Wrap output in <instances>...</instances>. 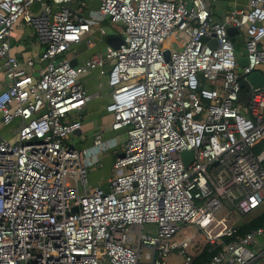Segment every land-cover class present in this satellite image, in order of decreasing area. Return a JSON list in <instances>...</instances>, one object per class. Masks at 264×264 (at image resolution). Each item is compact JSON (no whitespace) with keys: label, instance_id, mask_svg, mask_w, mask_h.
Instances as JSON below:
<instances>
[{"label":"built area","instance_id":"built-area-1","mask_svg":"<svg viewBox=\"0 0 264 264\" xmlns=\"http://www.w3.org/2000/svg\"><path fill=\"white\" fill-rule=\"evenodd\" d=\"M219 1L101 0L85 15L74 0H0V117L15 135H0V264H167L174 250L187 264L202 250L184 230L190 224L219 247L204 264H260L264 225L235 235L228 211L217 214L264 203V150L253 152L264 137V85L238 102L240 80L264 65V0L218 17ZM106 18L121 26L120 45L105 42L72 64L65 53L95 26L104 36ZM20 21L42 46L23 61L11 51ZM104 68L105 111L125 141L107 187H90V167L117 138L97 133L83 148L66 139L82 124L72 114L99 95L79 76ZM183 150L193 152L187 166Z\"/></svg>","mask_w":264,"mask_h":264},{"label":"crops","instance_id":"crops-1","mask_svg":"<svg viewBox=\"0 0 264 264\" xmlns=\"http://www.w3.org/2000/svg\"><path fill=\"white\" fill-rule=\"evenodd\" d=\"M100 1L101 0H74V4L79 5L83 2V6H82L83 13L85 15H88L92 11L98 9ZM223 1H226L225 9L223 10L224 12L228 8H230L231 5L243 4L246 3L247 0H235V1L220 0L219 2L223 4ZM215 14L217 15L216 12ZM107 22L109 23L108 25L111 24L107 19H103L102 21V25L104 26L105 30L107 26L105 23ZM117 31L119 30L112 27V30L110 32L106 30V34L103 36L100 34L97 27L95 26L92 28L91 33L85 36L82 39V41L72 44L70 49L65 54L68 57V59H70L71 63L74 64L81 63L85 59L90 57L93 53L103 50L104 43L106 42V36L108 34H117ZM95 40L97 41L96 45H92L91 42ZM234 43L240 55L241 56L245 55V50L242 46V41L238 40L236 37ZM41 49L42 46L38 43L37 37L33 31L32 26L25 24L22 21L16 24L15 28L12 30L11 33L12 53L16 54L17 57L23 61L24 58L28 55L37 56L40 53ZM42 65H43L42 62H36L32 69V73L34 75H37ZM105 69L106 68L102 70L99 69L90 70L79 76V80L83 83V85L85 86L86 90L89 93H94L97 91L99 95L92 97L82 106L80 110L75 111L72 114V117L81 118L82 124L81 127L77 129L76 132L69 134L66 139L67 142L70 143L71 145L77 148H83L92 145L93 139L97 133H102L103 138L106 139L112 136H116L117 144L113 147H109L108 149L101 151L99 154L100 159L98 161V164L90 167L89 183H88L90 187L96 185L107 187L108 178H110L113 174L112 166H113V160L115 154L117 152L116 149L117 148L120 149L122 145V142H119V140L121 138H125V136L121 131H114L111 129L110 123L112 117L107 111H105V104L110 99V91H111V88L105 83V78H106L104 76ZM258 70H261L264 73V65L260 66ZM6 80L7 78L4 76L3 73L0 72V81L6 82ZM100 83L103 84L100 86ZM0 122L2 123L1 117H0ZM18 122H19L18 119H16V126ZM13 124L14 123L7 125H10L12 127ZM7 125L3 124V126H0V135L6 136L5 133L8 130ZM11 140H15V138ZM226 209L228 211L227 213L228 215L225 216V219H228L229 223L232 222L234 225L237 226L239 223H244L250 220L251 218L257 216L258 214H260L264 210V203L260 207L250 211V212H255V214L247 220H241L239 217L244 216L250 212L241 214L233 209L230 208H226ZM194 232L196 233L193 237V241L195 243L194 246L197 247L202 246L203 249L205 245H204V238L202 233L198 230V228L197 230L193 231V233ZM263 241H264V237L259 236L258 242L255 243L256 248L260 250L259 251L260 254L258 257V262L260 264H264V251L261 250L262 245L260 244ZM181 264H183V262Z\"/></svg>","mask_w":264,"mask_h":264},{"label":"water","instance_id":"water-1","mask_svg":"<svg viewBox=\"0 0 264 264\" xmlns=\"http://www.w3.org/2000/svg\"><path fill=\"white\" fill-rule=\"evenodd\" d=\"M237 31L238 29L234 26H230L227 28V33L231 37L232 41L235 40V37H233V34H235ZM106 42L111 44L114 47H118L120 43L122 42V37L119 34H108L106 36ZM164 57L166 60H169V50L168 49L164 50ZM237 62L240 65H245L247 62L246 56L243 55L239 57L237 59ZM261 85H264V73L258 69L250 72L248 75H246L245 78H242L240 80L241 90L238 95V102H241L242 104H246L250 98L252 87L261 86ZM76 131L77 130H75L74 132ZM180 155L183 159L185 166H187L192 159L193 152L192 150H183L180 152ZM74 210H76V208H74Z\"/></svg>","mask_w":264,"mask_h":264},{"label":"rangeland","instance_id":"rangeland-1","mask_svg":"<svg viewBox=\"0 0 264 264\" xmlns=\"http://www.w3.org/2000/svg\"><path fill=\"white\" fill-rule=\"evenodd\" d=\"M225 2L226 1H223V4H221V2H214L213 4H214V9H215V12L217 13V16L218 17H220V16H222V14H223V10L225 9ZM219 14V15H218ZM107 19V18H106ZM108 20V19H107ZM107 26H106V30L108 31V32H110L111 30H112V27L113 28H116V29H118V30H120L121 29V26H119V25H117V24H115V23H111L110 25H108L109 23L107 22V23H105ZM168 44H170L169 42H167ZM60 58H62V56H60L58 59H60ZM57 59V60H58ZM203 83L204 84H210V82L209 81H206L205 79H203ZM12 124V123H11ZM0 126H3V124L0 122ZM8 127H7V132L5 133V135L7 136V137H9L10 139H14L15 138V135H14V129H13V126L14 125H12V127L10 126V125H7ZM125 141V138H121L120 140H119V142H124ZM117 150V152H119L120 151V149L119 148H117L116 149ZM226 208H229L228 206H226ZM226 208H224L222 211H220L218 214H217V216H218V218H222L223 217V215L226 213V211H227V209ZM255 214V212H250V213H248V214H246V215H244V216H241V217H239L241 220H247V219H249V218H251L253 215ZM155 227H156V225L155 224H151V225H146L145 226V229H144V231H154L155 230ZM186 232H193V231H195V230H197V227L194 225V224H190V225H188V226H186V228L184 229ZM182 233L184 232V231H181ZM178 237L180 236V235H177ZM183 262V256L178 252V251H176V250H174V251H172L170 254H169V256H168V259H167V264H181Z\"/></svg>","mask_w":264,"mask_h":264},{"label":"trees","instance_id":"trees-1","mask_svg":"<svg viewBox=\"0 0 264 264\" xmlns=\"http://www.w3.org/2000/svg\"><path fill=\"white\" fill-rule=\"evenodd\" d=\"M262 150H264V137L261 138L253 147L254 153H260ZM262 164L264 166V159L262 160ZM263 225H264V210L257 216L251 218L250 220L244 223H239L237 225L235 235L236 234L243 235L246 232L256 227ZM230 239H232V237L230 236H225L223 238L224 241H229ZM218 248L219 247L211 248L210 245H205L203 249L193 257L192 261L187 264H204Z\"/></svg>","mask_w":264,"mask_h":264}]
</instances>
